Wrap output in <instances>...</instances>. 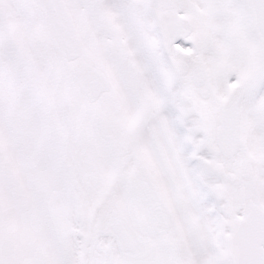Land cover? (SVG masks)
Returning a JSON list of instances; mask_svg holds the SVG:
<instances>
[{
  "label": "snow or ice",
  "instance_id": "1",
  "mask_svg": "<svg viewBox=\"0 0 264 264\" xmlns=\"http://www.w3.org/2000/svg\"><path fill=\"white\" fill-rule=\"evenodd\" d=\"M0 264H264V0H0Z\"/></svg>",
  "mask_w": 264,
  "mask_h": 264
}]
</instances>
